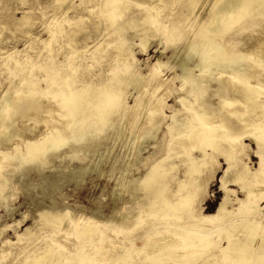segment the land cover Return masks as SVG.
Here are the masks:
<instances>
[{
    "label": "rangeland",
    "instance_id": "rangeland-1",
    "mask_svg": "<svg viewBox=\"0 0 264 264\" xmlns=\"http://www.w3.org/2000/svg\"><path fill=\"white\" fill-rule=\"evenodd\" d=\"M106 1L107 0H66L62 2V0H0V98L9 91L11 82H17L23 75L30 72L28 70H30L31 66L37 65L39 77H46L48 74V60L50 57L54 58L57 65L60 64L59 67L62 70L64 69L63 66L66 64L65 62L69 59L70 61H75L76 65L79 64L82 67L80 71L81 73L84 71V75L79 77L86 82L93 78L97 80L100 78L107 80L112 77L113 69L119 68L123 70L129 68L140 76L147 75L141 85L128 86L119 98L120 104L116 107H112V111L120 117L124 115L123 113L127 114L124 119L120 118V134L126 135L128 130L130 131L132 127L138 130V134L139 130L140 133L142 132V134H144L149 127L144 123L145 118L143 117H146V113L148 114L147 111L150 110L149 108H151L153 103L160 99H163L162 112H164L169 119L165 120V124L162 126L161 130H158V133L154 137L136 144V146L141 144L140 160L136 164L125 165L126 163H124L127 154H131L128 150L131 147L132 138L129 139L126 136L123 137V135L118 138L107 137L100 142V146L96 150L90 147L84 151H79L75 147L74 137L72 135L62 144L60 149L50 154V156L55 155V157L59 159L43 165L37 164L27 172L24 170L19 172L14 169V166L18 163L17 158L14 157L15 159L13 162L2 169L4 177L0 184V186H5V183L8 181L10 184L4 193V198L0 201V264H22L26 258L37 257L46 248H48L50 252L51 249H53V257H57V259L65 254V251L67 253H75L77 250H83V253L87 256L92 248L88 245L90 243L84 241L85 245L87 244L85 247L84 244L78 247L74 245L76 238L74 234L77 230L82 229V227H77V229L73 226L72 220L81 219L82 217L91 218L98 223V229L100 230L98 233L102 235L100 239L104 238V241L101 243L97 241V243L94 244L109 248L106 254L110 258H115L117 254L125 253L128 250L126 252L127 255L139 259L143 257L145 252L143 251L144 245L153 243V240L159 241L161 235H167V233L163 232L165 228H162L163 226L161 225L158 227V229L160 228L161 235H153L154 232H152L151 236L146 238L147 234L145 235V233H147L149 227L158 223L151 214L147 213H144L143 222L141 224H139L141 221L130 220L123 223L125 226L124 228L121 225V219L126 212L131 213L132 210L135 209L133 204L134 198L126 190L116 192L114 187L118 180L124 181V177L137 182L141 181L147 173V170L155 162L167 157L170 148H175L176 150L170 153L171 155L165 163V165L169 164V166L175 165L174 169L168 173L165 181L169 185L168 192L166 193L168 200H174L173 195L176 192L178 182L185 179L184 164L188 156L180 149L179 143L181 140L173 139V133H170L168 125L171 124L172 117L177 116L180 118L181 114L179 111L182 113L184 111L185 106L183 107V104L179 103L178 100L180 98L188 100L186 104L188 107L189 101L191 102L195 93L198 92L195 85L183 87L182 75L184 73V67L180 65L177 57L179 51L193 44V41H191V43L188 42L191 39L189 38L191 37L189 34L194 30L196 24L194 23V25L192 21L188 20L184 0H162L163 2L161 3L160 0H122L120 4L123 8L122 17L117 20V23L121 25V29L128 16H151L155 10L151 9V7L154 6H158L161 9V19H159L161 23L159 25H151L153 22L152 20L151 22L148 21L146 26L142 25L143 28L153 29L148 38H141L137 35V33L142 30V27H138L136 30H124L120 33L119 41H123V43H120L116 36L109 37L110 34L117 30L118 24L111 26L108 17L101 14L102 11L107 10L105 5ZM140 5H144L145 7L141 8ZM212 6L208 2L204 5L202 4L200 8H196L194 14L201 16V19L199 18L200 20L198 21L199 23H201L208 14L206 13L209 12L208 7H211L210 11H212V8L216 10L215 5ZM196 12H203L204 17L201 13L198 15ZM169 14L171 17H174L172 18L173 20L168 21L166 16L168 17ZM198 22L197 24H199ZM57 23L64 25L66 33L77 31V29L80 28L78 34L73 36L74 43L72 44L75 47L69 44V38L61 34L51 40V31ZM257 23L259 25L262 23V26H264V22L259 20L252 24L253 26L256 25L257 31L262 30V28L264 29L261 25L262 28H259ZM165 24L178 27V31L175 33V38L177 37L176 39L178 41L177 45L171 44V41H167L164 37L163 30L161 31V29ZM79 25L81 27H79ZM252 25L245 30L246 33L243 32L244 34L235 31L231 32L232 34H228V37L226 36V42H230V44H237L238 42L239 45L237 44L232 48L235 52L231 51L235 53V55H237V53L240 54L244 59L241 58L240 63L234 66V70L236 71L224 67L221 68V70L218 69L209 73L217 80L209 83L211 86H209V88L207 87L206 91V95L212 97L210 103L211 107L207 112L208 114H210L211 111L217 113L212 123L218 124L220 119L223 118L232 132L237 134L248 132L247 129L244 128L242 121L249 122L251 119L254 120V116L251 117L249 111H244L245 114L242 116L241 120L236 118L225 119L224 116L228 111L224 109L225 107L220 102L223 100V97H221L222 93L218 94L216 92L223 91L227 98L233 99L234 94L232 93L231 87H223L224 81H228L229 78L238 81L245 78L243 76L245 73L242 72L245 66L251 70H249V72L254 74H249V81L255 82L259 80L260 83L263 82L261 79H258L257 76L255 77V73L261 75V73H264V70H262L256 62L251 60V56L254 47H257L254 46V44L257 45L260 42L259 40L262 39L264 33L262 35L260 32L255 31V27L253 30L254 34H252ZM262 32H264V30ZM258 33L261 35V38L257 36ZM241 34L244 36H238ZM245 34H248L251 39L256 37V40L254 41L253 39V41L251 40L249 42V37ZM234 35L237 37L234 38ZM186 37L187 42L185 40ZM238 38L240 41L237 40L236 42L233 40ZM243 38L245 39L243 40ZM49 40L52 42H50V45L47 47L45 42ZM241 40L245 44L241 42ZM100 45L102 46L98 48ZM249 46H251V48ZM73 48H75L77 52L74 53ZM238 48H240L239 50L241 52L237 50ZM247 48L252 49V51ZM97 60H99L98 63L96 62ZM199 60L200 59L197 58L190 62H185V67L196 76L200 75ZM16 61H21L27 64L28 67L24 72L20 70V74L13 77L10 75L9 68L10 65H14ZM157 62L162 63L161 71H158V79L161 80V87H159V82L154 79V74H152L153 77H151L154 81L150 80L151 78L149 77L151 74H148ZM231 63V60H229L227 65ZM241 63H243V65ZM153 82L157 83L154 85ZM41 86L45 88L47 86L42 79ZM140 88H142V90ZM148 91L150 92L148 93ZM137 93H139V95ZM140 95L142 98H140ZM2 99L3 98H1V101ZM45 99L53 100L55 98L46 97ZM60 99L61 96H58L53 101L59 113L61 108L60 104L62 102H59ZM138 99L141 102H139ZM135 100L141 105L142 103L144 105L146 104L148 108L145 105L144 111L141 112V116L138 117V123L134 125L136 119L134 105L137 103ZM201 103L202 98L194 101V105L189 104V107L193 106V109L198 110ZM220 109L221 111H219ZM234 109L238 111L243 110L241 105H236ZM57 110L56 113H58ZM36 112H39L37 113V117L35 116L32 121L23 128L25 129L26 127V129L29 130L27 136H25V131H27L25 129L24 132L20 134H12V136H10V141H3L1 144L3 145L2 149L0 145V158L4 155L13 156L17 142V145L24 142H33L50 131L52 126L57 125V127L62 128L61 126L65 125V123L62 122L57 123L56 120H50L53 117L51 115L49 121L50 123L51 121L52 123L54 122V125L52 124L51 126L49 125V121L45 122L47 119L45 115L46 112L41 109H35L34 114H36ZM257 114H261L260 110L257 111ZM34 119H37L39 122L36 123ZM17 122L18 120L15 123ZM40 122L43 126L39 124ZM44 123L49 126L46 128ZM132 123L133 126H131ZM193 124L197 125L198 122L193 121ZM32 127L35 128L36 132ZM37 127L38 129H36ZM73 129H80L79 124H74ZM85 133L91 134L92 132L87 129ZM247 134L248 133L242 137V151L239 154L240 162L235 165L234 169L229 171V176L235 174V172L244 165L252 172L261 169L259 166L261 158L257 153V145L251 135L248 136ZM15 136H18V141L17 138H14ZM12 138H14L15 141ZM21 138L24 142L19 141ZM10 142L12 143V147L10 146ZM5 146L10 147L6 148ZM223 147L225 146L223 145ZM207 152L211 158V166L200 175H197L198 180L195 185L199 188L194 205L201 215L215 213L226 195L225 191L220 188L221 178L228 168L226 159L223 155L216 151L213 152L211 149H208ZM191 155L198 157L200 155V150L193 151ZM38 160H40V158ZM38 160L36 159L35 163H39L40 161ZM79 170H81V173ZM122 171H125V173L122 174ZM22 173H24V175ZM257 178L262 182L257 186L255 192L264 193V176L262 178ZM158 186L163 187V182L159 183ZM227 190L232 192L230 193V200L232 203L228 205V209L236 210L239 207V201L246 198V191L241 189V185L232 182L227 185ZM137 193V195L143 197L146 195L145 192ZM258 208L260 215L252 217V221H264V200L260 201ZM60 212H67L70 215L59 220L60 225L46 224V219H51L52 216L59 215ZM42 213H47L46 218H41ZM236 217L239 218L238 215ZM238 218L236 219L238 220ZM117 219L120 220L117 221ZM262 228L264 229V226H262ZM242 234L243 225L240 227L239 231L235 233V236L240 238ZM95 239H98V237ZM89 240L92 239L90 238ZM258 240L259 238H257V241ZM227 243L228 242L224 239L221 244L226 246ZM66 248L69 249L66 250ZM203 264H205V262H203Z\"/></svg>",
    "mask_w": 264,
    "mask_h": 264
},
{
    "label": "bare ground",
    "instance_id": "bare-ground-1",
    "mask_svg": "<svg viewBox=\"0 0 264 264\" xmlns=\"http://www.w3.org/2000/svg\"><path fill=\"white\" fill-rule=\"evenodd\" d=\"M64 1L66 0H62V2ZM184 1L188 20L192 21L193 24L195 23L196 25H194L196 27L191 31V33H193L189 34L191 37L188 36L191 38L190 40L188 39V42L191 43V41H193V44L179 51L177 57L180 65L184 67V73L182 75L183 87L195 85L198 90L193 100L191 102L189 101V104L194 105V101L202 98V103L199 105L198 110L193 109V106H190V108L189 104L187 107L186 104L188 100L180 98L178 102L183 104V107L185 106L184 111L183 113L179 111L181 114L180 118L177 116L172 117L171 124L168 125L170 133H173V139L181 140L179 143L180 149L188 156L184 164L185 179L178 182L176 192L173 195L174 200H168L166 193L168 192L169 185L165 181L168 173L174 169L175 165L169 166V164L165 165V163L168 157H170V153L176 150L175 148H170L167 157L155 162L147 170L145 176L143 175L144 177L141 181L137 182L124 177V181L118 180L114 187L116 192L126 190L134 198L133 204L135 209H133L131 213L126 212L121 219V225L124 228L125 226L123 223L130 220L141 221L139 223L141 224L143 222L144 213H147L151 214L158 223L149 227V230L145 233V235L147 234L146 238H149L152 232H154L153 235H161L160 228L158 229L161 225L163 226L162 228H165L163 232L167 233V235H161L159 241L153 240V243L144 245L143 251L145 252L143 257L139 259L127 255L126 252L128 250L125 253L117 254L115 258H110L106 254L109 248L95 245L97 241L99 243L104 241V238L100 239L102 235L98 233L100 231L98 229V223L91 218L82 217L81 219L72 220L73 226L76 228L82 227V229L77 230L74 234L76 237L74 245L78 247L84 244L85 247L87 244L85 245L84 241L90 243L88 245L92 248L87 256H85L83 250H77L75 253H67L64 250L65 254L57 259V257H53V249H51L50 252L48 248H46L39 256L26 258L22 264H203V262H205V264H264V229L262 228V226H264V221L255 222L251 220L252 217H256L255 215H260L258 204L261 200H264L263 192H255L257 186L262 182L257 177L262 178L264 176V73H261V75L255 73V77L257 76L258 79H261L263 81L262 83H260L259 80L255 82L249 81V74H254L249 72L250 69L245 66L242 71L245 73L243 75L245 78L240 81L233 80L232 78H229L228 81H224L223 87H231L232 93L234 94L233 99L227 98L223 91L216 92L218 94L222 93L221 97H223V100L220 102L225 107L224 109L228 111L225 116L223 115L225 119L236 118L241 120L242 116L245 114L244 111H249L250 116H254V120L251 119L252 121L250 120L249 122L242 121V123L244 128L248 131L246 132L248 133L247 135H251L256 143L258 148L257 153L261 158L259 163L261 169L255 172H252L244 165L239 168L235 174L229 176V171L234 169L235 165L240 162L239 154L242 151L241 141L246 133L237 134L232 132L223 118L220 119L218 124L212 123L217 113L211 111V113L209 112L210 114H208L207 111L210 110L212 97L206 95L207 87L209 88V86H211L209 83L217 80L209 73L218 69L221 70V68L224 67L236 71L234 70V66L240 63L242 58L237 52V55L232 53V51L235 52L232 48L238 44L237 40L240 41V39H233L237 44L233 41L234 44H230V42H226V36L228 37V34L235 31L244 34L243 32L246 33L245 30L256 21L260 20L264 22V0ZM161 2L163 1L160 0V3ZM208 2L211 6L215 5L216 10L212 8V11H210L211 7H208L209 12H206L208 14L205 17L203 12H196L198 15L201 13L204 17V20L199 23L198 21L201 19V16L195 15L194 12L196 8H200L202 4L204 5ZM121 3L122 0H107L105 2L107 10L102 11L101 14L108 17L111 26L118 24L117 20L122 17L123 8L120 6ZM140 7L144 8L145 6L140 5ZM151 9H155L151 16H128L124 21L122 29L120 28L121 25L118 24L117 30L110 35L108 34L109 37L116 36L118 42L123 43V41H119L122 31L127 29L136 30L138 27H142V25L146 26L147 22H151L152 20L153 22L151 25H159L161 23L159 20L161 19V9L158 6L151 7ZM169 16H166L168 21L173 20L172 18L174 17L170 16V18ZM197 22L199 24H197ZM166 24L161 29V31L163 30L164 37L167 41H171V44L177 45L178 41L176 39L177 37L175 38V33L178 31V27H172ZM80 25L79 27H81ZM258 25L257 23V26ZM260 25L262 26V23ZM260 25L259 28L261 27ZM255 27L256 25L251 29L252 32ZM79 30L80 28H78L77 31L66 33L64 25L57 23L51 31V40L61 34L69 38V44L75 47L72 44L74 43L73 36H76ZM152 30L153 29L142 27V30L137 33V35L141 38H148ZM263 30L262 28V30L257 31L256 27L255 31L263 35ZM242 34L238 36H244ZM248 34L245 35L248 36ZM252 34H254V32ZM257 36L261 38L259 33ZM236 37L234 35V38ZM244 39L245 38H243V40ZM253 39L255 41L256 37H253ZM253 39L249 37V42L251 40L253 41ZM51 40L45 42L47 47L50 45V42H52ZM185 40L187 42V37ZM259 41L257 45L254 44V46L257 47H254L251 60L256 62L257 65L264 70V58H261L264 57V36H262V39ZM241 42L243 41L241 40ZM101 46L102 45L98 48ZM249 47L251 48V46ZM239 49L240 48L237 50ZM73 50L74 53L77 52L75 48H73ZM250 51H252V49H250ZM245 55L247 56V54ZM197 58L200 59L199 76L194 75L192 71L185 67L186 61L190 62ZM229 60H231L232 63L227 65ZM48 61V74L46 77H39L37 73L38 66L33 65L30 67V70H28L30 71L28 74L26 73L23 75L17 82L10 83L9 91L6 95L1 97L3 98L2 101L0 98V145L3 141H10V136H12V134L24 132L26 129V127L23 129L24 126L31 122L35 116L37 117V113H39L36 112V114H34L35 109H41L46 112L45 115L47 119L45 118V122H48L49 117L52 115L53 117L50 120H56L57 123L62 122L65 123V125L59 128L57 125L53 124L54 122L52 123L51 121L50 123L49 121V125L52 126L53 124L54 126H52L50 131L41 138L28 143L22 141L21 138L19 141L24 143H19L18 145V142L16 143L15 155L1 156L0 184L4 177L2 169L13 162L15 159L14 157L17 158L18 162L16 166H14V169L19 172L23 170L27 172L37 164L43 165L45 163L54 162L59 158L55 157V155L50 156V154L60 149L62 144L72 135L74 137V145L79 151H84L90 147L96 150L99 148L100 142L107 137L118 138L123 135V137L132 138L131 147L128 150L131 154H127L124 163H126L125 165L136 164L140 160L141 152V144L138 146H136V144L154 137L158 133V130H161L162 126L165 124V120L169 119L161 109L163 107V99L159 101L155 100L156 102L153 103L151 108H149L150 110L147 111L148 114L145 112L146 117H143L145 118L144 123H146L149 129L144 134H142V132L140 133V130L138 134V130H135L133 127L130 131L128 130L126 135L120 134V118L124 119L127 114L123 113L124 115L120 117L112 111V107H116L120 104L119 98L128 86L141 85L147 75L140 76L129 68L126 70L119 68L113 69L112 77L107 80L103 78L98 80L93 78L86 82L80 79L79 76H83L84 71L81 73L80 70L82 67L79 64L76 65L75 61H70L68 59L63 66V70L60 69V64L57 65L55 63L54 58L50 57ZM96 62L98 63L99 60ZM243 63L241 64L243 65ZM27 67V64L16 61L14 65H10V75L13 77L18 76L20 70L24 72ZM161 67L162 63L157 62L148 73L151 75L154 74V79L159 82V87L162 86L161 80L158 79V71H161ZM151 75L149 78L153 77V75ZM41 79L45 81L47 85L46 88L41 86ZM150 80L153 79L151 78ZM156 83H154V85ZM140 89L142 90V88ZM149 92L150 91H148V93ZM139 93L137 94L139 95ZM58 96H61L59 102L62 101L60 104V113L53 103ZM46 97L55 99L49 100L45 99ZM140 98H142V96ZM135 101L137 102V100ZM138 101L141 102L139 99ZM139 102L134 105L136 114L134 125L138 123V117L141 116V112L144 111L146 105L143 103L141 105ZM236 105H241L243 110L238 111L234 109ZM56 110L58 113H56ZM259 110L261 114H257ZM219 111H221V109ZM17 120L18 122L15 123ZM34 121L36 123L39 122L37 119H34ZM193 121H197L198 124H193ZM76 123L79 124L80 129L78 130L73 129ZM39 124H41V122ZM44 125L46 124L44 123ZM49 125L45 127L47 128ZM131 126H133V123ZM33 127L32 129L36 132ZM36 129H38V127ZM87 129L91 130L92 133L86 134L85 130ZM28 131L29 130L25 131V136H27ZM17 137L18 136H15L14 138L16 139ZM14 138L12 139L14 140ZM11 142L10 146L12 147L11 144L13 142ZM223 145L225 147H223ZM2 146L3 145H1V149ZM208 149L223 155L228 164V168L220 181V188L225 191L226 195L215 213L201 215L194 205L199 188L195 185L198 180L197 175H200L211 166V158L207 152ZM195 150H200V155L198 157L191 155ZM39 158L40 160H38ZM36 159L40 162L35 163ZM79 172L81 173V170H79ZM123 173H125V171H122V174ZM22 174L24 175V173ZM162 182L164 186L159 187L158 184ZM231 182L241 185V189L246 191V198L239 201V207L236 210L228 209V205L232 203L230 200V193L232 192L227 190V185ZM9 186V181L5 183V186H0V201L4 198V193ZM137 192H145L146 195L144 197L139 196ZM69 215L70 214L67 212H60L59 215L52 216L51 219H46V224L60 225L59 220ZM237 215L239 218L236 217ZM46 216L47 213H42L41 218L44 219ZM236 218H238V220ZM118 220L120 219H117V221ZM242 225L243 234L242 237L238 238L235 236V233L239 231ZM96 237H98L99 240L95 239ZM90 238L92 240H89ZM257 238H259L258 241ZM224 239L228 242L226 246L221 244ZM67 249L69 248H66V250Z\"/></svg>",
    "mask_w": 264,
    "mask_h": 264
}]
</instances>
